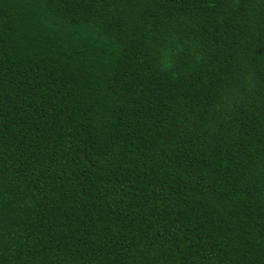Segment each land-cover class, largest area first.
I'll return each instance as SVG.
<instances>
[{"label": "trees", "instance_id": "trees-1", "mask_svg": "<svg viewBox=\"0 0 264 264\" xmlns=\"http://www.w3.org/2000/svg\"><path fill=\"white\" fill-rule=\"evenodd\" d=\"M0 264H264V0H0Z\"/></svg>", "mask_w": 264, "mask_h": 264}, {"label": "clouds", "instance_id": "clouds-1", "mask_svg": "<svg viewBox=\"0 0 264 264\" xmlns=\"http://www.w3.org/2000/svg\"><path fill=\"white\" fill-rule=\"evenodd\" d=\"M197 59H200L199 57Z\"/></svg>", "mask_w": 264, "mask_h": 264}]
</instances>
